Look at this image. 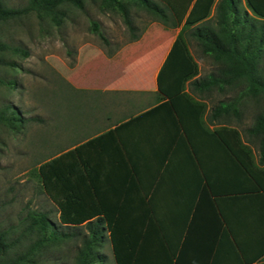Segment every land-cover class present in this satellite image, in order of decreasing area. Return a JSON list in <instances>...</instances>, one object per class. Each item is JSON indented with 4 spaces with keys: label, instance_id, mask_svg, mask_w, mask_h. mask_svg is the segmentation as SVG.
<instances>
[{
    "label": "trees",
    "instance_id": "trees-1",
    "mask_svg": "<svg viewBox=\"0 0 264 264\" xmlns=\"http://www.w3.org/2000/svg\"><path fill=\"white\" fill-rule=\"evenodd\" d=\"M65 5L82 9L84 0H27L21 7H7L0 0V24L34 13L40 20L48 18L59 26L66 18ZM133 6L163 26L179 28L156 76L157 93L163 100L158 106L168 108L175 116L181 130L179 137L192 154L198 141L223 140L233 156L235 191H264V109L244 129L246 140L235 125L230 126L231 116L240 121L246 97L264 102V0H100L101 9L119 12L133 40H137L139 35L130 15ZM92 25L108 44L99 24ZM188 38L195 40L203 55L213 59L216 72L199 75ZM9 51L27 55L25 50L0 39V68L19 67L7 56ZM4 82L0 77V83ZM6 84L13 87L15 81L8 79ZM214 89L221 93L237 90V95H226L211 107L207 119L220 120V126L211 130L204 114L208 93ZM33 119L25 117L12 102L0 105V125L11 132L19 133ZM105 134L81 140L32 169L39 190L55 205L57 220H52L49 211L30 209L18 235L11 236L13 227L0 229V264H45L44 256L67 241L76 246L73 264H104L107 257L101 248L106 240L115 264H185L189 262L184 259L185 249L201 256V264H213L216 249L227 232L221 228L218 212L217 221L201 241H195L188 225V217L191 215L192 222L195 211L186 213L183 225L169 226L165 224L166 212L155 197H141L135 206L143 209L132 210L129 207L134 197L101 192L99 186L109 180L98 166L99 153L94 144ZM250 142L258 143L257 159ZM204 186L208 189L207 184ZM228 244L236 250L232 240Z\"/></svg>",
    "mask_w": 264,
    "mask_h": 264
},
{
    "label": "rangeland",
    "instance_id": "rangeland-1",
    "mask_svg": "<svg viewBox=\"0 0 264 264\" xmlns=\"http://www.w3.org/2000/svg\"><path fill=\"white\" fill-rule=\"evenodd\" d=\"M3 2L7 7H21L27 0ZM99 3L100 0H84L82 9L63 6L66 18L59 26L48 18L40 20L34 13L0 24V39L27 52L25 56L6 52L19 67L1 66L0 77L5 82L0 83V105L12 102L25 117H34L19 133L0 125V229L13 227L11 236L20 233L23 219L30 209L49 211L52 220H57L55 205L39 190V180L32 169L83 140L86 133L83 125L89 122L92 111L96 112L95 116L101 115L103 123L107 121L105 116L114 108L111 105L113 94L105 96V93L91 88L99 87L104 81L109 84L118 80L111 88L119 90L116 91L119 93L117 97H121L119 107L128 106L129 99L124 103V96H129L134 86L120 78L125 80L127 77L131 81L134 61L139 59V54L147 50L155 57L173 42L179 30L163 26L133 6L130 15L139 35L133 40L119 12L103 10ZM93 22L99 24L108 44L92 29ZM187 41L198 62L199 75L216 72L217 64L213 59L200 52L194 39L188 38ZM112 51L113 56H107ZM106 57L120 59L124 64L113 68L116 65L108 63ZM8 79L15 81L13 87L6 84ZM217 90L208 93L209 108L226 95H237V90L222 93ZM130 95L132 98V93ZM195 98L201 96L195 95ZM244 104L240 121L231 117V123L246 140L244 129L252 124L254 115L264 109V102L246 97ZM250 147L257 159L258 143L250 142ZM75 248L72 241L61 244L44 256L45 264H73ZM101 251L107 257L104 264H115L108 240Z\"/></svg>",
    "mask_w": 264,
    "mask_h": 264
},
{
    "label": "crops",
    "instance_id": "crops-1",
    "mask_svg": "<svg viewBox=\"0 0 264 264\" xmlns=\"http://www.w3.org/2000/svg\"><path fill=\"white\" fill-rule=\"evenodd\" d=\"M170 46L171 43L163 47L155 57L145 50L134 61L133 79L120 78L134 86L129 96H124V103L129 99L128 106L119 107L121 97L116 92L119 90L111 88L118 80H109V84L104 81L91 88L105 96L113 94L114 108L105 116L107 121L103 123L101 115L95 116L92 111L89 122L83 125L86 133L82 141L109 132L94 144L99 153L98 166L109 180L99 186L101 192L114 197L122 194L134 197L129 207L132 210L143 209L135 206L141 197H155L166 212L165 224L169 226L183 225L186 213L195 211L192 222L191 215L188 217L189 232L195 241H201L213 221H217L218 212L221 228L227 232L216 249L213 264H246L254 259L252 264L264 262V191L236 192L233 156L224 141L218 138L198 141L192 154L179 137L181 130L175 116L168 108L158 106L163 100L157 93L156 76ZM111 59L105 58L116 65L113 68L124 64L120 59ZM210 108L207 105L204 120L213 130L220 126V120L207 119ZM226 125L229 126L228 117ZM231 240L236 250L229 248ZM184 252L185 261L189 260L185 264H201V256L192 254L191 249Z\"/></svg>",
    "mask_w": 264,
    "mask_h": 264
}]
</instances>
